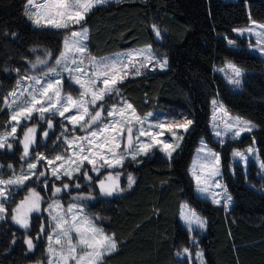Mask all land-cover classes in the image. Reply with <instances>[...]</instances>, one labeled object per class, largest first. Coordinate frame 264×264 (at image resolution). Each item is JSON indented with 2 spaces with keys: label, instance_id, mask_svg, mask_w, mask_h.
<instances>
[{
  "label": "trees",
  "instance_id": "obj_1",
  "mask_svg": "<svg viewBox=\"0 0 264 264\" xmlns=\"http://www.w3.org/2000/svg\"><path fill=\"white\" fill-rule=\"evenodd\" d=\"M26 3L0 0V131L10 120L7 92L29 71L39 51L50 54L47 64L52 63L64 33L34 26L26 15ZM251 20L264 23V0H118L97 5L85 16L82 22L88 29L90 53L100 56L151 44L167 57L165 68L129 76L119 83V97L141 115L157 109H181L193 121L171 158L153 151L126 159L121 168L90 175L91 180L81 174L49 178L45 188L36 186L43 197L54 196V187L68 184L55 196L64 203L84 204L94 222L113 235L116 250L104 255L101 264H182L185 260L177 258L176 252L181 248L192 252V236L204 250L207 264H264V167L252 161L246 166L231 161L233 149L252 145L264 164V58L248 48L251 40L233 32ZM153 24L161 32L159 38ZM226 61L244 70L241 90L232 89L215 71ZM213 97L256 127L238 138L216 140L209 124ZM17 134L18 140L10 141L11 149L0 150V177L13 176L37 152L51 156L55 150L56 144L50 143L53 133L43 141L39 131L30 155L21 159V129ZM200 137L220 153L222 181L232 197L228 208L195 194L188 166ZM105 173H119L121 191L110 196L100 192L98 180ZM129 174L134 178L130 187ZM46 178L45 174L40 179ZM182 201L206 216V232H191L180 223ZM44 220V215H33L28 229L7 217L0 220V264L43 263ZM29 239L32 249L27 245Z\"/></svg>",
  "mask_w": 264,
  "mask_h": 264
},
{
  "label": "snow or ice",
  "instance_id": "obj_2",
  "mask_svg": "<svg viewBox=\"0 0 264 264\" xmlns=\"http://www.w3.org/2000/svg\"><path fill=\"white\" fill-rule=\"evenodd\" d=\"M108 0H42L36 3L35 0H27L28 10L26 15L37 27H47L53 29H69L71 25L80 24L91 9L97 5L105 4ZM34 9V10H33ZM255 23V22H253ZM264 28V25L260 26ZM152 29L155 35L159 38L161 32L159 28L153 24ZM251 29H249L250 31ZM239 31V30H234ZM87 28H82L80 31H71L70 35L64 40V50L55 59V63L61 66L63 71L69 74V80L79 85L77 96L63 93L62 77L57 72L55 67H49L47 71H43L39 77H32L34 84L37 87L26 89L20 95L16 91L9 93V96L14 97L9 107L13 108L10 115L11 129L3 135H0V149L5 147L11 149L12 144L8 143V139L15 138L17 127L25 121L33 119L34 114H38L39 119L45 120L47 128L54 127L50 118H46V114L51 116L59 115L73 125V128L80 126L87 135L74 137L72 140H67L69 149L73 151V157L77 151L80 156L77 159L69 157L68 160L72 164L83 165L84 162L92 165L91 171L102 175L101 169L116 168L122 165L125 156L123 151L131 153V158L135 160L138 155L148 154L154 146L162 145L161 150L171 158L172 153L179 147V140L182 136L177 135L178 130L187 132L193 121L186 119L185 121H162L155 125L149 124L148 128L143 127L147 117L153 114L148 113L147 117L135 115V110L131 104L126 101L123 103L126 107H117L113 104L111 107L106 105V98L113 95L119 96V83L131 74L130 69H134L135 74H139V69L135 68L134 62L140 58L151 63L155 57L152 55L151 47L144 49L133 50L127 54L126 59L121 60L118 57H113L109 60L97 61L94 57H90L87 53V45L84 43L87 40ZM229 43H234L229 41ZM264 51V49H262ZM50 55V54H46ZM89 60L92 71H86L82 65L84 59ZM47 59L37 57L33 68L37 65H46ZM156 64L160 68L167 66V60H158ZM146 66V65H141ZM227 68L233 74L229 82L234 85H240L239 77L242 70L236 65L229 63ZM223 71V69H221ZM53 77H58L53 79ZM7 102V101H6ZM213 120L217 121V113L221 114V119L224 124V131L232 132L238 137L242 132L252 131L256 127L251 121L244 120L242 117H233L223 104L217 105L214 100ZM126 109L131 110V113L126 115ZM70 113L69 115H65ZM74 113V114H72ZM129 115L131 118H129ZM107 118L110 119H106ZM140 125L138 135L133 132V126ZM153 127L161 129L159 132L152 131ZM163 130H167L172 136L176 137V143H166L159 139L163 136ZM36 127H27L23 131V139L20 141L23 145V155L21 159L30 155V147L35 143ZM109 133V135H105ZM43 135L47 137L48 132L44 131ZM63 135V133L61 134ZM220 136V131L216 132ZM127 136V144L124 149L121 148L120 141ZM141 137H149L150 142L145 143ZM206 146L202 147L199 152L205 153L200 159L204 161L200 165L201 168L207 169L209 178L219 174V154L213 153L211 150L205 151ZM248 152L253 149L249 148ZM234 155L245 158L244 153L235 151ZM37 160L44 159L38 156ZM63 156L57 155L55 161H63ZM50 165H54V161L49 160ZM9 168L12 166L9 165ZM28 172L12 178L5 179L0 177V220L5 218L8 210L3 201H6L13 187L19 188L26 185V181L35 177L39 180L45 176V172H35L37 165L35 163L28 164ZM264 167V164L261 165ZM60 168L53 166L52 175L57 179L60 178ZM75 171L79 172L80 167H76ZM65 176H71L72 173L64 171ZM193 175L196 178L199 191L203 193L209 192V184L207 179H202L201 175H197L195 169ZM86 179L91 180L92 177L84 172ZM119 173L113 176L109 173L104 179H99V189L104 195H112L117 191H121L118 185ZM129 187L134 183V178L131 174L128 175ZM203 185V186H201ZM45 186L46 182H45ZM216 187H220L218 182H215ZM68 184H64L63 188L54 187L53 195L62 190H66ZM79 187V185H76ZM76 199V198H74ZM42 197L35 189H29L27 195L16 207L12 209L11 219L23 228L29 226L28 217L30 213L40 210ZM231 201V197H227L225 203ZM213 202L220 203V200L215 199L213 194ZM187 207V206H184ZM51 219L54 223L53 231L48 236L50 241L49 253L50 258L48 264H101L104 255L110 254L116 250V242L113 237L106 235L102 229L96 227L94 220L83 214V207L79 204H69L67 209L57 202L49 204ZM55 214H52V213ZM182 216L189 224L195 222L203 227L204 221L196 215L193 210L187 213H182ZM54 239V244L51 243ZM29 249H32L33 244L31 239L27 241ZM187 249L184 252L187 253Z\"/></svg>",
  "mask_w": 264,
  "mask_h": 264
},
{
  "label": "rangeland",
  "instance_id": "obj_3",
  "mask_svg": "<svg viewBox=\"0 0 264 264\" xmlns=\"http://www.w3.org/2000/svg\"><path fill=\"white\" fill-rule=\"evenodd\" d=\"M109 1H118V0H108V2ZM35 2L36 3H40V2H42V0H35ZM27 10H28V6H27V3H26V11ZM27 17H28V15H27ZM253 22H255V23H253ZM261 25H264V23L251 20L249 22V24H247V25L233 28V32L236 35L244 36L247 39L251 40V41H249L248 48L251 51H253L256 54H258L259 56L264 58V51H262V49H264V28H261L260 27ZM82 28H87V26L84 25L83 22H81L80 24L71 25L69 29H60L64 33H63V36H62L60 51H59V53H58V55L56 57H58L60 55V53L64 50V40H65V38L67 36L70 35V32L71 31H80ZM249 29H251V30L249 31ZM234 30H239V31H234ZM229 41L230 40H228V42ZM84 43L87 45V53H88V55L90 57H94L97 61H100L102 59L103 60H109V59H111L113 57H118L121 60H124V59H126L127 54L132 52L133 50L144 49V48L150 46L152 55L155 57V59L151 63H148V61L138 58L134 62V64H135V68L139 69V74L144 73L146 71H154V70H158V69H163V68H160L156 64V61L164 60V59L167 60V57L165 55H162V54L156 52L151 44H145V45H140V46L128 47V48H124V49H121V50H117V51L112 52V53H107V54H103V55L97 56V55H94V54L90 53L89 48H88V44H87V40ZM230 45H233V43H231ZM37 57H40L41 59H47V60L49 59V55H43V51H39L37 53V55L34 57V59L30 62L29 71L27 73H25L24 75L20 76L18 78L17 82H16L15 87L13 89L9 90L7 92V94H6L5 106L9 109L10 115L12 114L13 108L9 107V105L11 104L12 100L15 99V98L9 96V93H11L13 91H16L17 94L20 95L21 93H24L26 89L37 87V85L34 84V81L32 79H30V78L39 77L41 75V73L43 71H47L49 67H55L57 72L60 73V77H62L63 93L71 94L74 97L78 95L79 85H75L74 82L70 81L69 78H68L69 74L66 71H63L61 66L56 65V63H55L56 57L54 58V60L50 64L37 65L36 68H33L32 64L35 63ZM83 59H84V63L82 65V67L86 71L91 72L93 69H92V66H91L89 60L86 59V58H83ZM229 63H232V62L231 61L224 62L222 65L216 67L215 71L223 76V78L225 79L227 84L232 89L241 90L242 86H243L244 70L239 67L242 70V74L239 77L241 83L238 86L234 85V84L229 82L230 78L233 75L231 73V70L227 68V65ZM142 64L146 65V66L142 67L141 66ZM221 69H223V71H221ZM130 71H131V74H129L127 77L137 75V74H135L134 69H130ZM55 78H58V77H53V79H55ZM214 100L217 102V105L223 104L217 97H213L211 99V101H210L211 107H210L209 124H210V129H211V133H212L213 137L216 140L220 141V142L224 141L228 137H234V138L240 137V136H238V137L234 136L232 132L225 133L224 124L222 122L220 113L216 114L218 119H217L216 122H214V120H213L214 105L212 103ZM124 101H126L128 104H131L127 99H125L123 97H119V96L113 95L111 97V99H106V105L108 107H111L113 104H115L118 108L119 107H126V105L123 103ZM223 106H224V104H223ZM132 107H133V105H132ZM133 109H134V107H133ZM227 111L233 117H237V116L238 117H242V116H239L237 114L231 113L228 109H227ZM130 113H131V110H127L126 109V115H128ZM148 113H152L153 115L151 117H147ZM69 114L70 113H66L65 115L67 116ZM72 114H74V113H72ZM135 115H138V116H140L142 118L147 117V119H146V121H145V123L143 125V127L145 129L148 128L149 124L155 125V124H157L159 122H162V121H176V122H181L182 123L186 119H190L188 114L184 110H181V109H179V110L157 109V110H153V111L147 112V113H145L143 115L137 113L136 110H135ZM46 118H50L52 120L53 125H54V127L52 129H48L47 128L46 121L39 119L38 114H34L33 119L25 121V122H23L22 124H20L17 127V133H18V131L20 129H21V132H22V137H21L20 141L23 139V131L26 130L27 127H36L37 131L35 133V136L40 131L41 132L40 135H41L43 141H46L49 133H53L54 139L50 143H52V144L55 143L56 144V146L53 147V148H55V150L53 151L51 156L43 154V152H41V153L37 152V153H35V156L32 159H30L29 161H27L26 164L18 172L13 174V176L14 175L18 176V175H20L22 173L28 172V167H27L28 164L29 163H35L37 165V167H36V169L34 171L37 172V173L43 171V172H45V174L47 176L46 179H40V178H42V177H40L39 180H37L35 177H33L32 179L26 181V185L25 186H22V187H19V188L13 187L8 199L6 201H3L4 204H5L6 209L8 210V212L5 214V218L7 217L11 223H13V224H15V225H17L19 227H21V226L19 224L15 223L11 219L12 209L16 207V204H18L20 202V200H22L25 195H27L29 189H35V191L40 194V192L38 191L36 186L40 185V186H43V188H45L46 187L45 186V182H47V180L49 178H56V177H54L52 175L53 166H57V167H59L61 169L60 170V178H62V177L73 178V177L79 176L81 174L84 175V172H87L89 176L90 175H93V176L98 175L96 172L91 171L92 165L88 164L87 162H84V164L81 166L78 163L77 164H72L68 160L69 157H72L73 159H77L78 160V158L80 156V153L77 151L76 156L73 157V151L75 149L74 148L73 149H69L68 144H67V140H72L74 137L85 136V135H87V132H85L80 126H76L75 128H73V125L71 123H69L67 120H65L63 117L59 116L58 114L54 115V116L46 114ZM105 118L106 119H110V118H107L106 116H105ZM129 118H131L130 115H129ZM242 118L244 120L250 121V120H248V119H246L244 117H242ZM139 127H140V125H134L133 126V132L135 134H137V135H138L137 129H139ZM10 129H11V122L9 120V123L5 127V129L0 131V135H3L6 132H9ZM44 131L48 132L47 137H45L43 135ZM152 131L159 132V131H161V129L153 127ZM217 131H220V133H221L220 136L216 135ZM17 133H16L15 138H11L10 137L8 139V143L12 144L13 142H10L11 140H18V134ZM62 133H63V135H61ZM184 133L185 132L182 129L177 131V135L178 136H182L183 137ZM244 133H249V132L245 131V132H242L240 135H242ZM105 135H109V133H105ZM158 138L164 140L166 143H170V144H175L176 143V137L172 136L169 132H167V130H163V136H159ZM141 140L144 141L145 143L150 142V138L149 137H141ZM181 142H182V140H179V146H180ZM120 143H121V148L124 149L125 145L127 144V136H125L120 141ZM33 145L34 144L31 145L30 151L32 150L31 148L33 147ZM204 146H206L205 151L211 150V152L219 154V164L217 166L218 170H219V174L214 176V177H211V178H209L208 175H207V169L200 167V165L204 163V161L201 160L200 158L203 155H205V153H201V152H199V150L202 147H204ZM5 148H3V149H5ZM161 148H162V145L154 146L152 149H150L148 154L153 152V151H158L163 156L169 158L166 155V153L161 150ZM249 148H252L253 151L252 152H248L247 150ZM3 149H0V150H3ZM235 151H240V152L244 153L245 158L242 159L241 157L235 156L234 155ZM122 154L125 156L124 161L126 159H132L131 158V153H129L128 151H123ZM41 155L44 157V159L37 160L36 158L38 156H41ZM57 155L63 156L65 159L63 161H55V157ZM139 156H145V155L141 154V155H138L137 157H139ZM49 160L54 161L55 162L54 165H50L48 163ZM124 161H123V163H124ZM231 161H232V163H237V162L241 163L243 166H246L248 161H252L254 163H257L258 166L261 167L260 160L257 157L256 148L254 146H252V145L251 146H247L244 149H237V148L233 149L232 152H231ZM123 163H122V165H123ZM122 165L119 166V167H116V168H106V169L102 168L101 172L102 171H106V170L118 169V168H121ZM76 167H80V171L79 172L75 171ZM194 169H195L197 175H201L202 179H207L208 180V184H209V192L208 193H203V192L199 191L196 178L193 175V170ZM64 171L71 172L72 175L71 176H65L63 174ZM188 172H189V175H190V177L192 178V180L194 182V191H195V194L197 196L205 198V199H208L211 202H213V194H215V199L220 200V203H218V204H222L225 208H228L229 206H231L232 197H231V195H229L227 193L226 188L224 186V183L222 181L220 153H219V151L217 149L211 147L206 142L204 137H200L198 139L197 145L195 146V148L193 150V153H192V156H191V159H190V163H189V166H188ZM107 175H108V173H105V177ZM13 176L5 177V179L12 178ZM215 182H218L220 187H216L215 186ZM201 186H203V185H201ZM89 187H90V185H89ZM57 194L60 195V192L57 193ZM228 196L231 197V201L225 203V201H227V197ZM54 201L57 202L58 204L62 205L64 209H67L69 204H72V203L79 204V205H81L83 207V214L92 219V217L86 211V209L84 207V204L78 203L76 201H72V202H69V203H64L62 201V199L60 197H58V196H51L50 194L49 195H47V194L44 195L43 194V197H42V200H41V203H40V210L30 213V215L28 217V223L30 224L33 215L36 216L37 214H40L42 218H43V215L45 216L46 220L43 221L44 222L43 223V232H44L43 236H44L45 242H46V244H45L46 245L45 246L46 258L43 261V263L42 262H35L33 264H48V260L50 258V253L48 251L49 245H50V241L48 240V236L52 233L53 226H54V223H53V221L51 219V215H50V211H49V204H52ZM184 206H187V207H184ZM189 210H193L196 213V215L199 216L204 221L203 227L199 226L195 222L189 224L188 221H186L184 219V217L182 216V213H187ZM52 214H55V213L53 212ZM179 221L184 227L190 228L189 230L191 232H193L195 230H198L200 233L206 232V229H207V218H206V216H204L203 214H201V213L195 211L194 209H192L190 207V205L186 201H182ZM95 225H96V227L102 229L103 232L106 235L113 237V235L111 233L107 232L101 225H98L96 223H95ZM45 226H46L47 231H44ZM28 227L27 228H23L22 227V229H28ZM54 239L55 238H53V241L51 242L53 244H54ZM197 240H198L197 238H195L193 236L191 237V242L193 244H195V248H194V250L192 252H190L188 250L187 253H185L184 249H187V248H181L180 250H178L176 252V255L178 256V258H180V260H182V261L185 260V263H182V264H207L205 256H204V250L202 248L196 246Z\"/></svg>",
  "mask_w": 264,
  "mask_h": 264
},
{
  "label": "crops",
  "instance_id": "obj_4",
  "mask_svg": "<svg viewBox=\"0 0 264 264\" xmlns=\"http://www.w3.org/2000/svg\"><path fill=\"white\" fill-rule=\"evenodd\" d=\"M181 204H182V202H181ZM181 204H180V208H179V215H178V217H179V219H180V210H181ZM187 228V227H186ZM187 229H190V228H187ZM188 250V249H187ZM177 256V255H176ZM177 258H178V256H177ZM180 259V258H179Z\"/></svg>",
  "mask_w": 264,
  "mask_h": 264
}]
</instances>
